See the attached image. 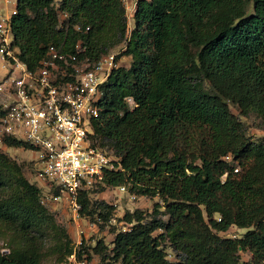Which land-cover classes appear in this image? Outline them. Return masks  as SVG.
I'll return each mask as SVG.
<instances>
[{
    "label": "trees",
    "instance_id": "trees-1",
    "mask_svg": "<svg viewBox=\"0 0 264 264\" xmlns=\"http://www.w3.org/2000/svg\"><path fill=\"white\" fill-rule=\"evenodd\" d=\"M132 18L130 26L124 0H18L14 45L31 70L51 45L78 62L123 47L117 59L130 62L103 83L90 133L120 167L81 192L80 216L94 217L90 193L99 184L160 201L150 213L126 212L129 229L111 226V248L102 239L76 248L44 190L3 149L31 146L5 137L0 264H45L48 256L62 264L74 252L122 264H264V138L253 140L231 108L264 120V0H137ZM240 68L255 78L248 92L232 85ZM233 226L247 232L221 235Z\"/></svg>",
    "mask_w": 264,
    "mask_h": 264
},
{
    "label": "built area",
    "instance_id": "built-area-1",
    "mask_svg": "<svg viewBox=\"0 0 264 264\" xmlns=\"http://www.w3.org/2000/svg\"><path fill=\"white\" fill-rule=\"evenodd\" d=\"M17 3L0 0V147L5 137L28 143L36 154L35 176L47 187L43 202L63 200L81 217V192L120 167L118 158L93 146L90 138L93 120L100 115L102 85L119 61L116 54L108 53L95 62H78L76 55L51 45L41 65L29 69L14 45ZM127 101L135 105L132 98ZM62 264L100 263L74 252Z\"/></svg>",
    "mask_w": 264,
    "mask_h": 264
},
{
    "label": "rangeland",
    "instance_id": "rangeland-1",
    "mask_svg": "<svg viewBox=\"0 0 264 264\" xmlns=\"http://www.w3.org/2000/svg\"><path fill=\"white\" fill-rule=\"evenodd\" d=\"M137 0H124L127 13L129 16V24L133 25L132 15L135 11ZM122 46L115 47L110 51L118 55L122 51ZM118 66H127L130 62V58L124 56L118 59ZM1 72V63H0ZM7 73V71H4ZM255 78L247 69H237L232 74V85L239 90H246L247 92L254 84ZM233 112L240 118L245 124L248 134L253 140L264 138V120L255 112H250L248 116L241 115L238 106L231 105ZM7 150L9 155L18 160L25 166V173L28 178L37 183L42 190H46L44 182L38 179L36 175V166L33 158L36 156L33 150H23L14 147L3 148ZM109 155L115 157L113 151L109 148H104ZM43 197L45 198L44 192ZM90 198L92 201V209L95 212L94 217H77L69 205L65 201H54L53 199H47L45 204L55 214L57 221L66 226L70 235L73 238L75 247L78 248L85 240L86 246L96 245L99 239L105 241V243L111 248L114 233L111 231V226H115L117 230H127L130 225L121 221L124 214L128 211L133 212L136 209H141L147 213H150L153 209V205L156 201H160L158 197L138 196L130 193L128 189L121 190L120 187H110L105 184H99L95 187L91 193ZM112 206L114 209L107 208ZM100 213L109 215V220L104 221L103 218L98 217ZM96 218V220H93ZM247 229L233 226L226 233L221 235L224 237L240 238L245 235ZM3 242H0V246ZM165 249L168 253L170 260H176L175 252L165 244ZM243 260H250L251 255L249 252H241ZM92 258L96 263L100 264H122L119 261L106 260L103 261L100 255L92 253ZM45 264H59L55 256H48L45 260Z\"/></svg>",
    "mask_w": 264,
    "mask_h": 264
}]
</instances>
